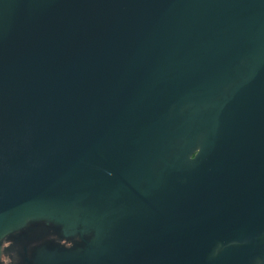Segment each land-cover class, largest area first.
Segmentation results:
<instances>
[{
  "label": "water",
  "instance_id": "water-1",
  "mask_svg": "<svg viewBox=\"0 0 264 264\" xmlns=\"http://www.w3.org/2000/svg\"><path fill=\"white\" fill-rule=\"evenodd\" d=\"M29 222L84 240L32 264H264V0H0V261Z\"/></svg>",
  "mask_w": 264,
  "mask_h": 264
},
{
  "label": "flooded vegetation",
  "instance_id": "flooded-vegetation-1",
  "mask_svg": "<svg viewBox=\"0 0 264 264\" xmlns=\"http://www.w3.org/2000/svg\"><path fill=\"white\" fill-rule=\"evenodd\" d=\"M42 226L48 227V232L43 231L41 229V226L38 224V222H29L26 226L32 227L37 226L36 233L33 234V236H28V234H24L22 230L16 231L14 234L16 237H19L20 239L28 240L30 239V243L25 248V257L24 261L26 264H32V254L36 250V248L40 246H47L52 248H57L59 250H66L70 248H80L84 244L83 238H81L79 235L76 236H70L66 237L64 236L63 232L61 233L62 227L52 223V222H46V223H40ZM25 229V228H24ZM12 234V235H14ZM26 238V239H25Z\"/></svg>",
  "mask_w": 264,
  "mask_h": 264
},
{
  "label": "rangeland",
  "instance_id": "rangeland-1",
  "mask_svg": "<svg viewBox=\"0 0 264 264\" xmlns=\"http://www.w3.org/2000/svg\"><path fill=\"white\" fill-rule=\"evenodd\" d=\"M41 226L43 231L48 232V227ZM36 233V228H30L29 230L25 231L24 234H28V236H33ZM26 239V238H25ZM30 239L27 241L24 239L17 240V243L8 246L7 248L3 247V252L1 256L0 264H22L23 263V254H24V245L31 244Z\"/></svg>",
  "mask_w": 264,
  "mask_h": 264
},
{
  "label": "trees",
  "instance_id": "trees-1",
  "mask_svg": "<svg viewBox=\"0 0 264 264\" xmlns=\"http://www.w3.org/2000/svg\"><path fill=\"white\" fill-rule=\"evenodd\" d=\"M8 246H10V244H9V242L7 241V242L4 243V248H5V247L7 248Z\"/></svg>",
  "mask_w": 264,
  "mask_h": 264
}]
</instances>
